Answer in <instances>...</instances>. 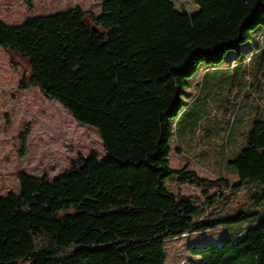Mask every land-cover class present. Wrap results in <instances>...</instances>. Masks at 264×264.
Instances as JSON below:
<instances>
[{"label": "trees", "instance_id": "obj_1", "mask_svg": "<svg viewBox=\"0 0 264 264\" xmlns=\"http://www.w3.org/2000/svg\"><path fill=\"white\" fill-rule=\"evenodd\" d=\"M95 1L99 14L76 6L17 25L0 20V49L29 66L19 88L37 87L96 128L105 150L53 178L19 173V192L0 196V264H166L167 240L255 216L238 239L191 242L187 264H264V190L246 208L199 219L206 207L169 184L217 187L207 207L224 191L264 184V118L229 161L234 183L170 162L178 124L198 100L185 101L186 89L229 53L241 61L254 48L245 45L264 27V0H194L193 14L170 0Z\"/></svg>", "mask_w": 264, "mask_h": 264}, {"label": "rangeland", "instance_id": "obj_2", "mask_svg": "<svg viewBox=\"0 0 264 264\" xmlns=\"http://www.w3.org/2000/svg\"><path fill=\"white\" fill-rule=\"evenodd\" d=\"M170 1L177 10L189 14L199 9L194 0ZM76 6L95 14L101 10V3L95 0H0V20L17 25L29 16L64 12ZM251 46L254 48L241 61L233 57L236 51L229 53L223 66L203 70L186 89L190 95L183 96L185 101L194 97L198 100L176 129L172 167H187L206 179L225 178L231 183L238 179L229 161L245 146L253 121L264 118V27L253 33V40L245 48ZM28 67L18 54L0 49V196L19 192L21 171L35 176L46 173L53 178L79 155L96 152L105 156L96 128L77 122L57 100L37 87L19 88ZM169 184L174 191L192 195L197 204L206 207L199 219L246 208L255 200L252 194L264 190V184L255 183L238 191H224L226 199L207 207V199L218 193L217 187L204 193L195 183L173 179ZM259 209L264 210V203ZM256 217L167 240L166 264H187L191 242L219 243L226 236L238 239L239 232H245L258 220Z\"/></svg>", "mask_w": 264, "mask_h": 264}]
</instances>
